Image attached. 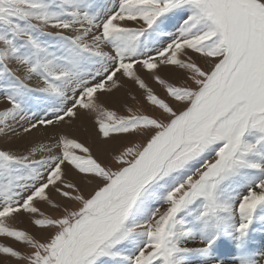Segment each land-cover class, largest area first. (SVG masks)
I'll return each mask as SVG.
<instances>
[{
  "label": "snow or ice",
  "instance_id": "snow-or-ice-1",
  "mask_svg": "<svg viewBox=\"0 0 264 264\" xmlns=\"http://www.w3.org/2000/svg\"><path fill=\"white\" fill-rule=\"evenodd\" d=\"M0 97V264H264V0H0Z\"/></svg>",
  "mask_w": 264,
  "mask_h": 264
},
{
  "label": "rangeland",
  "instance_id": "rangeland-1",
  "mask_svg": "<svg viewBox=\"0 0 264 264\" xmlns=\"http://www.w3.org/2000/svg\"><path fill=\"white\" fill-rule=\"evenodd\" d=\"M32 83H33V85H35L37 83V81L34 79L32 81ZM150 84L158 92L161 91V89L159 88V86L156 85L155 83H153V82L150 81ZM133 94H135V91L134 90H133ZM117 95L123 97L124 96V93L121 92V93H118ZM126 99H127V103L129 105H131V106H139L138 103H137V101L131 100L130 96L127 97ZM0 101H3L2 100V97H0ZM1 103H3V102H0V104ZM0 107H3V105L2 106L0 105ZM35 135L36 134H34L33 137H30L29 140H32V138L35 139V140H40V139L43 138L42 134L37 135V137ZM4 137H0V148H7V149H13V150H23V149H25L28 146V141L27 140H19V139H16V138H11V139L8 138L7 139L6 137L5 138ZM42 208H43V206H42ZM20 219L24 221L23 224H20L19 221H13L12 223L15 224V225H17V226H23L25 228H29L33 232H36L38 235H46V234H43V233H39L36 229H33L31 227V225L27 223V219L25 217H21ZM0 242L10 243V244H14L15 243L13 240H11V239H5V238H0Z\"/></svg>",
  "mask_w": 264,
  "mask_h": 264
},
{
  "label": "bare ground",
  "instance_id": "bare-ground-1",
  "mask_svg": "<svg viewBox=\"0 0 264 264\" xmlns=\"http://www.w3.org/2000/svg\"><path fill=\"white\" fill-rule=\"evenodd\" d=\"M0 102H3V101H0ZM0 105L2 106L3 103H1ZM37 135H40V133H37L35 136L37 137ZM35 136H34V137H35ZM5 137H6L7 139L9 138V137H7V136H5ZM5 137H4V138H5ZM38 137H39V136H38ZM32 139H33V138H32ZM11 141H12V140H11Z\"/></svg>",
  "mask_w": 264,
  "mask_h": 264
}]
</instances>
